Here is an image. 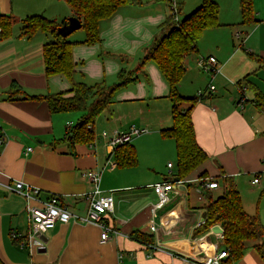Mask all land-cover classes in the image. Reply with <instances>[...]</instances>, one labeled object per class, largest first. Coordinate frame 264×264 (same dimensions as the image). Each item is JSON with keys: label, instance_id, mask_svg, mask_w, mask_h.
Instances as JSON below:
<instances>
[{"label": "crops", "instance_id": "1", "mask_svg": "<svg viewBox=\"0 0 264 264\" xmlns=\"http://www.w3.org/2000/svg\"><path fill=\"white\" fill-rule=\"evenodd\" d=\"M141 1L120 6L100 21L97 43H83L85 33L74 35L79 29L69 35L74 41L75 67L68 79L61 74L45 75L42 47L50 36L42 32L29 39L19 36L20 21L26 16L41 14L58 22L72 16L65 0H0V14L14 18L11 36L0 40V128L4 135L0 259L4 264H205L208 257L224 250L223 226L214 224L198 235L195 230L207 217L208 199L222 194L225 176L239 191L244 210L259 217L263 236L246 241L240 258L227 262L225 257L218 264H264L255 248L264 243V110L254 103L257 94L264 98V0H252L257 22L251 25L240 23L239 0H214L219 5L220 25L205 29L196 49L184 57L185 73L177 90L184 97L205 91L190 116L196 141L207 158L184 184L177 185V194L169 192L170 201L162 207L156 205L153 186L173 176L176 150L174 139L160 134V129L171 126V102L168 86L153 62L146 64V76L118 90L114 101L95 118L89 143L71 144L65 139L67 124H75L82 111L80 115L50 113L43 101L6 99L13 82L27 94H47L67 91L72 82L111 84L122 67L134 69L146 49L170 27L171 0ZM176 2L179 20L201 0ZM202 55H214L220 72L211 76L199 70L195 61ZM209 84L215 85L210 94L206 91ZM241 87L247 98L242 108L238 105ZM132 126L147 129L129 141L137 163L118 167L108 139L115 131ZM27 148L31 150L26 152ZM89 169L101 171L100 188L112 197L113 212L103 215L109 238L102 243L100 227L71 220L56 222L34 239L31 248L20 247L11 233L28 230L26 200L8 186L20 181L38 188L41 201L60 196L71 213L84 216L87 202L81 195L89 189L84 177ZM254 176L260 179L257 186L251 184ZM200 177L216 181L218 187L199 195ZM190 189L196 194L194 202ZM136 230L150 235L152 244L133 238Z\"/></svg>", "mask_w": 264, "mask_h": 264}, {"label": "trees", "instance_id": "2", "mask_svg": "<svg viewBox=\"0 0 264 264\" xmlns=\"http://www.w3.org/2000/svg\"><path fill=\"white\" fill-rule=\"evenodd\" d=\"M72 11V16L81 21L80 29L84 30L86 44L100 41L99 23L111 17L120 6L141 3V0H65ZM241 14L240 23L251 25L257 22L254 17L252 0H239ZM219 5L214 0H201L200 4L183 16L177 22L170 14V27L166 33L155 39L146 49L134 69L121 68L116 74V81L106 84L103 81L94 84L72 82L67 91L47 94L30 95L15 82L8 88L6 99L9 101L31 100L43 101L50 113L82 111L83 114L75 124L67 127L66 137L71 144L89 143L93 140L92 125L95 118L114 101L115 93L128 84L136 82L145 75V66L153 62L158 68L168 86L167 97L171 102V126L160 129L164 138H172L176 150V170L169 181L184 180L192 171L198 168L207 158L206 152L198 145L194 126L190 116L193 104L202 96L184 97L179 94L177 87L185 73L184 57L196 49V42L205 29L220 25ZM67 18L61 21L50 19L41 14H33L21 19L19 36L31 38L37 32L50 36L43 44L42 55L44 72L47 77L61 74L72 78L75 63L72 59L74 41L69 36L62 37L57 29ZM14 18L10 14H0V40L12 34ZM147 79V78H146ZM255 105L264 110V98L256 95ZM182 102H187V108H180ZM114 157L118 167H131L137 163V154L130 142L115 147ZM227 183L218 197L209 198L205 204V215L208 220L198 226L195 235L207 230L210 226L222 223L224 251L228 252L226 261L240 258L245 248V242L259 240L263 236V226L257 215L248 214L241 201L239 191L231 178L223 177ZM131 236L144 244H152V237L138 230ZM255 248L264 260V243L255 244ZM0 264H4L0 259Z\"/></svg>", "mask_w": 264, "mask_h": 264}, {"label": "built area", "instance_id": "3", "mask_svg": "<svg viewBox=\"0 0 264 264\" xmlns=\"http://www.w3.org/2000/svg\"><path fill=\"white\" fill-rule=\"evenodd\" d=\"M175 5V2L172 0L170 4L171 14H173V18L177 22L178 17ZM195 65L199 70L211 76H214L220 72L219 62L214 55H202L197 57ZM243 90L244 88L241 87L240 91L242 92V95L238 100V105L240 108H242L243 104L247 101V98L243 95ZM206 91H208L209 94L212 93L215 91V85L209 84ZM204 92L205 91H198L197 95L203 96ZM70 125L71 123H68L67 127ZM144 132H147L146 128H137L135 126H132L128 131H115L114 134L108 139V146L112 151L117 145L129 142L132 137L138 136ZM3 143L4 135L0 128V150L3 146ZM30 150L31 148H27L26 152H29ZM110 165L113 166L115 163L111 162ZM168 166L171 167V163H168ZM84 177L89 187V189L81 195L82 199L87 202V211L84 216H78L71 213L67 209V206L62 202L60 196L51 195L46 200L41 201L38 199L40 192L38 188L23 184L20 181H16L14 186H8L10 190L19 193L25 198V210L28 218L27 232L25 234L12 232L11 237L13 240L18 243L20 247L31 248L34 239L46 232L48 229L53 228L56 222L67 223L72 220L74 222L78 221L86 224H94L100 227V242H105L109 238V227L105 224L103 215L106 212H113L112 197L110 195L104 194L100 188V170L89 169L84 172ZM198 181L199 183L196 187V192L199 195L203 193L204 189H214L218 187V183L216 181L207 177H200ZM259 182V176H254V178L251 180L252 185L257 186ZM178 184H184V181L177 180L171 182L169 180H165L154 184L153 190L158 197V201L156 203L158 207H162L170 201L169 192L173 191L176 194L179 192L177 189ZM31 200L37 201V204H31ZM207 220L208 218L203 216L201 224L206 223ZM152 228L155 230L154 225H152ZM225 257H228V252L222 250L218 254L208 257L205 260V264H218V261Z\"/></svg>", "mask_w": 264, "mask_h": 264}, {"label": "water", "instance_id": "4", "mask_svg": "<svg viewBox=\"0 0 264 264\" xmlns=\"http://www.w3.org/2000/svg\"><path fill=\"white\" fill-rule=\"evenodd\" d=\"M81 21L75 16H70L67 18V20L58 27L57 32L62 36V37H67L69 36L72 32H74L77 29H80L81 27ZM174 181H177V179H174ZM220 226L222 227L223 224L220 223ZM222 231V230H221Z\"/></svg>", "mask_w": 264, "mask_h": 264}, {"label": "rangeland", "instance_id": "5", "mask_svg": "<svg viewBox=\"0 0 264 264\" xmlns=\"http://www.w3.org/2000/svg\"><path fill=\"white\" fill-rule=\"evenodd\" d=\"M172 1V0H171ZM175 3H176V5H177V2H176V0H173ZM170 12H171V7H170ZM182 19V16H180V20ZM80 34V33H82V34H84V30L83 29H79L78 31H76L75 33H74V35L75 34ZM188 103L187 102H182L181 104H180V108H182L183 106H185V105H187ZM81 111H78V112H73V113H71V114H78V115H80L81 113H80ZM189 194H190V201L191 202H194L195 200H196V194L194 193V191L192 190V189H190L189 190Z\"/></svg>", "mask_w": 264, "mask_h": 264}]
</instances>
